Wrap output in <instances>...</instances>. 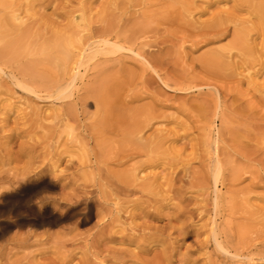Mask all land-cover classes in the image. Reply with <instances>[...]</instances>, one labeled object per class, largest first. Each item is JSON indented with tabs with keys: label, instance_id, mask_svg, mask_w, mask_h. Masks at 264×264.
Masks as SVG:
<instances>
[{
	"label": "rangeland",
	"instance_id": "1",
	"mask_svg": "<svg viewBox=\"0 0 264 264\" xmlns=\"http://www.w3.org/2000/svg\"><path fill=\"white\" fill-rule=\"evenodd\" d=\"M187 1L183 10L169 0H146L144 6H125V15L130 17L129 28L145 24L154 29L150 35L163 48L162 68L175 77L193 75L202 86V96L164 85L126 55L93 58L76 80L73 95L61 100L17 87L9 75L0 79V264H99L100 259L103 264H264L254 250L256 246L264 250V17L259 18L252 7L259 5L264 14V0ZM111 6L109 0H0V19L16 38L10 50L21 38L12 26L22 22L20 31L28 34L23 39L34 47L61 36L75 42L71 47L75 53L106 24L102 18ZM136 9L139 15H130ZM13 14L21 18L10 19ZM82 15L86 20L78 25ZM212 16L235 18L239 29H249L250 53L243 56L230 50L235 62L220 75L206 73L204 59L212 49L230 46L234 30L232 24L226 25L222 36L199 42L201 36L195 34L205 31L200 23ZM187 19H196L195 27L185 26ZM31 54L19 56L18 63L36 60ZM16 63L8 68L26 73ZM34 65L37 78L60 76L53 64ZM83 96L88 103L82 109ZM99 96L104 106L98 103ZM217 96L227 147L238 157L239 171L234 178L227 174L221 188L226 193L214 207L211 190L198 189V178L209 177L198 149L202 124L188 114L195 112L199 120L211 117ZM199 105L206 110L199 111ZM119 110L125 116H120V123L127 122L126 111L138 119L152 111L150 124L140 135L153 144L157 141L158 147L128 162L139 167V177L154 179L156 190L163 194L149 205L132 206V199L145 200L138 199L145 195L139 190L128 197L113 192L118 183L112 173L129 167L117 164L129 147L117 127ZM63 111L71 113L66 120L61 119ZM102 117L107 124L99 123ZM209 181L203 185L209 186ZM169 188L182 189L188 199L174 200L166 193H171ZM115 201L119 215L112 205ZM177 210L184 215L177 216ZM131 211L134 223L146 228L144 235L139 229L137 236L131 235ZM213 226L241 261L199 245ZM254 245V254L248 253L246 248ZM208 253L213 254V263Z\"/></svg>",
	"mask_w": 264,
	"mask_h": 264
},
{
	"label": "bare ground",
	"instance_id": "2",
	"mask_svg": "<svg viewBox=\"0 0 264 264\" xmlns=\"http://www.w3.org/2000/svg\"><path fill=\"white\" fill-rule=\"evenodd\" d=\"M145 1L146 0H109L112 6L111 8L109 7V10L107 7L102 18L104 22H106V24L101 27V30L98 31L96 35L93 34L90 36V38L93 39L92 41H89L88 43H86V45L82 43V45H84L83 48H79L75 53L73 52V50H71V47L74 46L75 42L70 38L61 36H54V38L52 36L51 38L41 42V44H39L37 47H34V43L28 42V39L26 38L23 39V36L25 37L28 34H25V32H23L24 30L20 31L22 22H19L20 24L12 26L13 28H15V31L19 36H21V38L18 43L14 45L15 48L13 50H10V45L16 38H14L15 36L8 33L7 30L3 28V18L0 19V42L3 40L2 42L4 43V47L0 49V79L3 77V75H9V79H11L17 87L27 89L28 91L34 93L36 96H39L40 93H45L47 94V97L61 100L73 95L72 88L75 87L76 80L82 75V70L85 71L89 63L93 61V58L99 55H103L105 56V59H119L120 56L118 55H126L139 62L145 70H149L151 74L155 75L156 78H158L159 81H161V83H163L164 85L173 86L181 92L187 91L192 95L202 96L205 93L202 92L200 88L202 86L197 84L193 75L186 73L183 76L175 77L162 68L164 64L163 48L160 47L159 42L156 41L157 37L154 34L150 35V33L154 29L147 28L145 24H138V27H136L135 29L127 27L130 17L125 15L126 12L124 7L126 6L127 8H135V6L140 4L144 6ZM169 1L173 2L174 4H179L180 7L183 8V10L188 5L187 0ZM26 6H29V2L26 3ZM252 7L254 9V12H256L258 16H260L259 18L264 17L262 11L263 9L259 5H253ZM117 9L119 10V14H116V12L114 11ZM136 13H138L139 15V10H132L130 12V15H134ZM11 18L20 19L21 17L19 18L18 15L13 14L10 19ZM85 20V15H82L80 17V21L77 22L78 25L80 24V22H84ZM187 20L191 21V23H189ZM187 20L186 22L188 24H184L185 26L192 28L195 27L197 23L196 19ZM229 24H232L233 26L234 33L232 35L234 37V42L231 43L228 47H222L217 50L212 49L211 52L205 57L204 60L206 66L202 67H204L203 70L209 75H220L222 73L221 71H225V68H227L230 62H235V60L231 59L233 56L230 50H239L243 56L245 54H249L251 51V46L248 39L249 29H239L237 27V20L232 17L212 16L207 22L200 23V29L204 28L205 31H202L199 34H195V36H201L200 40H198L199 42L211 40L214 36H222L224 33H226L228 29L225 26H228ZM84 25L87 26L86 23H84ZM125 27H127V29ZM190 40L192 41V43L194 42L193 39ZM52 41L53 44L51 43ZM193 45H195V43H193ZM73 53L74 55H71ZM24 54L35 55L37 59L33 61L28 60L24 63H18V60L20 59L19 56H24ZM71 59L72 65L70 66L69 64ZM36 61L41 63L42 61H44L47 64H53V66L59 71L60 76L56 79L51 78L47 80L37 78L35 72L32 70L33 67L35 68L34 63ZM13 62H17V66L20 69L22 68L23 71L26 72L23 73L25 76L20 71L11 70L10 68H8L9 66L7 64L12 65ZM231 74L225 73L224 75L230 76ZM64 75H67V77H64ZM33 83H38V85L35 86L34 84V86H32ZM207 86L212 87L213 85L211 84V82H208ZM214 92L216 93V95L220 96L216 88H214ZM261 95L264 97L263 91L261 92ZM219 96L216 97V104L211 117H208L210 116L208 115L203 120H199L194 117L195 112L190 111L188 114V116L193 119L192 121L202 124V138L199 142L198 149L203 152V162H205V165L208 168L207 172L209 174V177L206 176V174H203L202 177L198 178V183H200L198 189L201 192H203L204 189L211 190L212 205L214 207L217 206L220 195L226 193L225 191L222 192L221 188L225 185V181H228L226 177L227 174L231 178H234V176H238L239 171V168L236 167V160L238 159V157L234 153L229 151L227 147L228 142L226 137L224 136L222 126H224L223 124H226V122L224 120L222 112L223 108L222 104H220ZM98 98V103L104 106L103 97L99 96ZM79 101L81 105L80 107L82 109L88 103L84 96L80 97ZM198 109L199 111H205L206 107L204 105H199ZM118 112L116 113V123L120 126L117 127L120 131V135L122 136V142L125 140L126 146L129 147L127 151H124L123 156L117 160V164L126 165L129 167H127L124 172L118 173V175L112 173V175L114 174V176H116V181L118 183L116 187L114 185L113 189L115 191L113 192L117 194L119 192L120 194L128 197L131 194H135V192L139 190L140 193L145 195H140L138 199L145 197V200L142 199L140 201H136V199H132L131 201H133L134 203V205L132 203V206L135 207L138 206V204L142 203H146V205H149L151 202H155L156 198L159 195L163 194H159L156 190V187H158V185L153 183L154 179L151 182L146 176L139 177L137 175V171L140 170L139 167L135 164L128 165V162H131L135 155L153 152L158 147L156 143L157 141H155L153 144V140L143 138V136L140 135L143 129L150 124V121L152 119V115L150 113H152V111H150L146 116H143L142 119H138L137 117L135 118L133 115V111H126V115L128 117L126 123L125 121L123 123H120V116L122 118H124L125 116L120 112V110ZM64 113L65 114L62 113V120L68 119L69 115L71 114L68 111H65ZM105 119V117L100 118L99 123L103 125L107 124V119ZM216 119L219 120V124H216ZM224 150L226 151L225 154ZM189 178V182L192 184L195 181L194 176L191 175L189 176ZM231 178L229 179L230 183ZM206 180H210V185L207 187L203 185L206 184L203 183ZM169 191L171 193H166L174 200L184 202L188 199L185 197V193H182V189L169 188ZM113 194L114 193H112L111 195ZM112 205L114 207L116 215H119V203L115 201ZM184 213L185 211L180 210H177L176 212L177 216L184 215ZM133 215L134 214L132 211L128 212V217L130 218V221L128 222V229L131 235L137 236L139 232H142V234L144 235L143 230L146 228H140L137 224H135L132 219ZM103 216L105 217L106 215L104 214ZM116 217V220L119 221L118 216ZM208 234L209 238L205 241L200 242L199 245L203 246L204 248H212L214 251L230 253L231 257L236 258L237 261L242 260V257L228 250L227 246L220 239V232L216 229V227H211ZM148 239L149 242L153 241L150 236ZM138 240L140 241L141 239ZM255 246L256 245L247 247V252L254 254L253 251L255 250V254L258 256V259L264 260V250H258L259 248ZM253 247H255L254 250ZM92 256L97 258L94 253H92ZM208 257L213 263V254L208 253ZM254 260L255 259H252V261ZM98 263L103 264L104 262L100 259Z\"/></svg>",
	"mask_w": 264,
	"mask_h": 264
}]
</instances>
